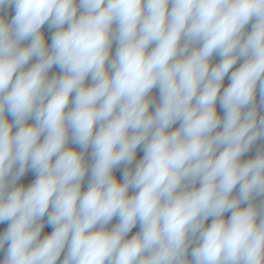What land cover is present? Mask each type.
I'll return each mask as SVG.
<instances>
[{
  "label": "clouds",
  "instance_id": "9594fccd",
  "mask_svg": "<svg viewBox=\"0 0 264 264\" xmlns=\"http://www.w3.org/2000/svg\"><path fill=\"white\" fill-rule=\"evenodd\" d=\"M5 5L15 14L0 17V223L10 222L0 264H57L66 245L62 264H264V205L250 202L264 195V153L240 160L264 137L253 106L258 84L264 103V0ZM46 23L56 29L50 46ZM53 66L61 74L49 78ZM153 88L160 100L149 113ZM141 145L119 182L113 170ZM29 168L35 181L15 186ZM46 214L54 230L40 239Z\"/></svg>",
  "mask_w": 264,
  "mask_h": 264
},
{
  "label": "crops",
  "instance_id": "0c3cea01",
  "mask_svg": "<svg viewBox=\"0 0 264 264\" xmlns=\"http://www.w3.org/2000/svg\"><path fill=\"white\" fill-rule=\"evenodd\" d=\"M77 3H78V0H77ZM5 7L7 8V11L9 13L10 18L9 19H7L5 17H3V18L6 21L10 22L11 19H12V17L15 14V7H14V5H5L3 8H0V12L3 11L5 9ZM253 23H254V20L253 21H250L249 24L245 27V29H244L245 35H247L248 33H250V31L252 29ZM113 27L115 28V25ZM43 30H44V35H45V38H46L47 46H50L51 45L52 35L56 31V29L55 28H49L48 23H46L43 26ZM28 43H30V41H24V42H22V45L21 46L22 47L23 46H27ZM116 47H117L116 43L113 42L112 48H111V51H110V59L112 57H114L115 52H116ZM220 60H221V57L218 54H214L213 57L211 58V65L212 66H215L216 64H218L220 62ZM35 62H36V59L33 58L29 62V64L26 65V69L28 67H31V65L34 64ZM242 63H243V60L242 59L241 60H238L237 63L233 66V68L229 71V73L225 76L224 81H223V84H222V87H221V93L223 92V89L226 88L229 85V83H230L229 77L231 76V72L232 71H235L236 68H238L240 66V64H242ZM53 67L56 70L57 76H59L61 74L59 68L56 67V66H53ZM48 75H49V78H51L54 75L53 69H51L49 71V74ZM90 83H91L90 79H88V80L85 81L86 86L89 85ZM148 98L153 101L152 106L149 108V113H152L155 110V107L158 106V104H159V100H160L159 89L158 88H153L149 92ZM253 106H255L256 107V110H257V119L259 120L260 118L264 117V103H262V100H261V94H260V90H259V84L257 85V90H256V94H255V99H254ZM69 107H71V105H69ZM216 110H217V114L220 117H223L224 113H223V110L220 108L219 102H217V104H216ZM245 111H247V109H245ZM7 119L9 120V122H11L12 117L11 116H8ZM178 127H179V122H177L176 124H174L169 129V131H174ZM15 130L16 129H13V131H15ZM219 130L220 129L218 128L216 131H219ZM69 146H70V148H73V149H75L77 151L80 150L79 149V146L78 145H75V144H72L71 140H69ZM91 152H92V149L90 147L87 150V152H85V155H84L85 162L89 166V172H90L91 164L93 163L92 157H91ZM259 153H264V137H261V138L257 139L253 143V145L250 147V149L246 153H244V155L241 156L240 160H241V162H245L247 160H250V159L255 158V156L257 154H259ZM143 155H144L143 145H141L140 147L137 148L136 157L133 160L132 164L131 165L121 164V165L117 166L113 170L114 177L119 182H122L123 181V175H122L123 171L125 169H132V170H134L136 164L140 161V159H142ZM14 171H15V169H14ZM36 175L37 174L33 170H31L29 168L28 170H26L25 174L19 180H17L15 186H17V187L18 186H24L25 188H27L28 186H30L35 181ZM88 183H89V181H88ZM195 186L196 187H199V182H197V184ZM86 190H87V188L82 185V192L83 191H86ZM238 191H239V185H237V187L233 190L232 195L233 196L237 195L238 194ZM132 194H134V190L133 189H129V195H132ZM250 202L253 203V204H255L256 206L264 205V195L256 196ZM246 206H247V204H242L241 205V207H246ZM230 215H231V212L230 211L229 212H226L224 214V218L226 219ZM46 217H47V214L45 215V217H43L39 221V223H43L44 221H46L47 220ZM258 220H259V218H258ZM211 222H212V218L210 217L208 219V221L205 222V226H207ZM9 223L10 222H8V221H5L3 223H0V234H2L4 232V228L5 227H8L9 226ZM106 227H107V229L110 230V228H109L108 225ZM53 230H54V227H52V229L50 230V232L47 233V234L41 233L40 239H43L45 236L50 235ZM139 231H140V224H139V222H137V224L132 228V230L129 232V234L132 237L133 235L137 234ZM196 243H197L196 240L193 239V243L190 245L189 250H188V252H189L188 259L189 260L191 259V256H190L191 250H192L193 247L196 246ZM7 247H8V245L6 244V247H4L3 249H0V257L1 256H5ZM66 254H67V245L65 246L64 251L61 253V256L58 259L57 264H62L63 259H64V257H65Z\"/></svg>",
  "mask_w": 264,
  "mask_h": 264
},
{
  "label": "built area",
  "instance_id": "2783aa9c",
  "mask_svg": "<svg viewBox=\"0 0 264 264\" xmlns=\"http://www.w3.org/2000/svg\"><path fill=\"white\" fill-rule=\"evenodd\" d=\"M0 17H2V18L5 17V18H7V19L10 18L9 13H8L6 7H5V9H4L3 11L0 12ZM25 68H26V66H25ZM28 122H29V124L34 123V121L31 120V119H30ZM42 139H43V137H41V140H42ZM82 185H83L84 187L87 188V187H88V181H86V180L84 179V180L82 181ZM49 211H51V209H49ZM229 217H230V216H228L227 218H229ZM46 218H47V217H46ZM227 218H226V219H227ZM111 222H112V224H113V227H115V225L118 224V222H119V218H118V217H114V218L111 220ZM43 224H44V227H43L41 233H44V234L49 233L53 226L49 225V224L47 223V220L44 221ZM7 228H8V227H5V228H4V232L7 230ZM130 238H131V235L128 233V236H127L125 239H130ZM4 247H6V244L4 245ZM4 258H5V256H1V257H0V261H3Z\"/></svg>",
  "mask_w": 264,
  "mask_h": 264
},
{
  "label": "water",
  "instance_id": "95a60500",
  "mask_svg": "<svg viewBox=\"0 0 264 264\" xmlns=\"http://www.w3.org/2000/svg\"><path fill=\"white\" fill-rule=\"evenodd\" d=\"M41 32H42L43 35H44L43 27H42V29H41ZM44 38H45V35H44ZM45 41H46V38H45ZM46 45H47V42H46ZM52 69H53L54 75L57 76L55 68L53 67ZM66 147H69V148H70V146H69V142H68V144L66 145ZM89 178H90V172L86 173L84 179L87 180V181H89ZM108 226H109L110 229L113 228V224H112L111 221L109 222Z\"/></svg>",
  "mask_w": 264,
  "mask_h": 264
}]
</instances>
